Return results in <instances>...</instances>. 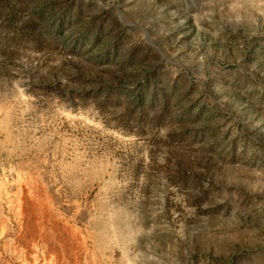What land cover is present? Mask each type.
Wrapping results in <instances>:
<instances>
[{"label": "rangeland", "instance_id": "rangeland-1", "mask_svg": "<svg viewBox=\"0 0 264 264\" xmlns=\"http://www.w3.org/2000/svg\"><path fill=\"white\" fill-rule=\"evenodd\" d=\"M0 264H264V0H0Z\"/></svg>", "mask_w": 264, "mask_h": 264}, {"label": "bare ground", "instance_id": "bare-ground-1", "mask_svg": "<svg viewBox=\"0 0 264 264\" xmlns=\"http://www.w3.org/2000/svg\"><path fill=\"white\" fill-rule=\"evenodd\" d=\"M127 228V227H126Z\"/></svg>", "mask_w": 264, "mask_h": 264}]
</instances>
